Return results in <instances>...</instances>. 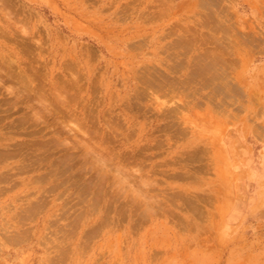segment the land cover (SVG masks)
Listing matches in <instances>:
<instances>
[{
    "label": "rangeland",
    "instance_id": "374dc122",
    "mask_svg": "<svg viewBox=\"0 0 264 264\" xmlns=\"http://www.w3.org/2000/svg\"><path fill=\"white\" fill-rule=\"evenodd\" d=\"M0 264H264V0H0Z\"/></svg>",
    "mask_w": 264,
    "mask_h": 264
}]
</instances>
